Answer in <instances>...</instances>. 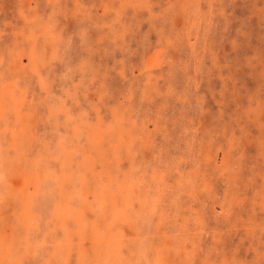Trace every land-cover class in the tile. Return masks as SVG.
Here are the masks:
<instances>
[{
	"label": "rangeland",
	"instance_id": "obj_1",
	"mask_svg": "<svg viewBox=\"0 0 264 264\" xmlns=\"http://www.w3.org/2000/svg\"><path fill=\"white\" fill-rule=\"evenodd\" d=\"M0 264H264V0H0Z\"/></svg>",
	"mask_w": 264,
	"mask_h": 264
}]
</instances>
